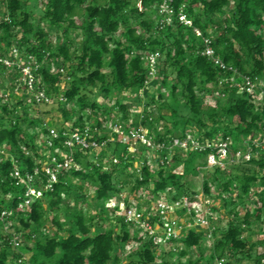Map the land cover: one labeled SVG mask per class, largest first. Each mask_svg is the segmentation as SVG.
Here are the masks:
<instances>
[{
  "label": "trees",
  "instance_id": "1",
  "mask_svg": "<svg viewBox=\"0 0 264 264\" xmlns=\"http://www.w3.org/2000/svg\"><path fill=\"white\" fill-rule=\"evenodd\" d=\"M158 2L41 0V21L58 31L63 29L64 42L57 46L49 39L45 28L33 23L26 0H0V14L7 18L0 21V56L8 55L11 47L16 46L21 53L32 55L40 64L37 73L42 78L43 88L55 99L52 104L39 106L52 109L46 112L62 117L60 122L55 119L50 122L51 126L59 123L60 132L79 129L91 119L101 127L99 114L109 116L116 113L115 110L121 111L123 120H126L129 104L117 98L114 108L109 111L91 98L93 91L106 98L114 93L121 97L126 93L133 98L147 82L143 57L159 52L162 63L158 76L171 99L172 122L160 132L156 125L162 119L161 114L150 123L142 121L155 135L156 141L169 144L174 138H183L189 129L196 130L201 140H210L222 133L224 137H232L236 145L240 136L258 131L264 135V95L262 104L258 105L250 96L237 94L235 89L226 92L224 99L216 102L209 99L217 89L216 82L225 74L197 52L199 41L189 29L176 21L161 27L156 10ZM229 2H232V10L226 11ZM181 4H185L193 26L211 36L219 58L240 74L264 78V0H174L175 7ZM79 9L85 17L78 22L75 16ZM76 30L81 33V42L77 46L70 39ZM52 63H57L64 71L73 68L70 75L74 77L67 88L60 89L61 74H51ZM0 70L5 71L4 68ZM169 75L173 80L170 81ZM262 88L264 93V86ZM179 91L182 105L188 112L186 116L178 115ZM61 92L65 102L58 100ZM157 98L162 100L163 94L159 92ZM1 99L0 213L12 210L13 215L6 221L0 219V264H19L17 261L21 258L25 259L23 264H118L117 250L133 244L137 245L129 256L136 258L133 264H183L181 261L190 249L203 247L204 232L188 230L176 242L182 250L168 248L160 252L151 240H144L136 231L131 234L123 218L116 215L118 210L112 212L115 228L106 227L105 203L131 183L132 191L145 188L155 197L167 190L168 196L176 193L173 199L191 196L195 192L186 191L185 180L201 173H204V193H210V184L228 192L223 201L227 209V225L225 230L216 227L213 231L215 241L208 257L201 254L187 264H214L219 258H228L226 264H232V259L264 264V252L255 255L257 242H251L245 236L257 227H264L263 155L231 165L228 174L217 169L210 173L200 170L206 165L205 153L183 154L173 148L170 154L161 153L163 161L155 160L154 170L145 159L137 173L134 168L136 158L128 154L126 147L119 153L115 150L109 152L111 143H108L105 151V155L110 154L107 166L103 163L96 165L78 151L75 159L81 170L62 172L50 192H43L42 186L36 183L42 197L35 198L25 211H17L22 188L14 185L10 173L15 165L32 170L34 158L39 156L36 149L38 136L33 130L41 128L43 123L29 118L26 107L19 110L22 102L12 105L3 102V97ZM204 100L208 102L204 103ZM67 104L74 108L68 110ZM29 129H32L31 133ZM111 157H115L117 163H113ZM85 184L94 187V200L100 204L97 213L78 208L77 198L80 197L82 203L84 201ZM236 192L235 200L232 195ZM251 195L255 200L252 206H248L246 203ZM71 198L76 200L75 206H70ZM240 205L243 210L238 209ZM8 222L10 229L19 235V253L8 244L9 235L4 231ZM175 255L177 260H173Z\"/></svg>",
  "mask_w": 264,
  "mask_h": 264
},
{
  "label": "built area",
  "instance_id": "2",
  "mask_svg": "<svg viewBox=\"0 0 264 264\" xmlns=\"http://www.w3.org/2000/svg\"><path fill=\"white\" fill-rule=\"evenodd\" d=\"M156 10L160 16L161 27L172 25L176 21L189 29L199 41L197 52L225 74L216 82L217 89L209 96V99L213 102L220 98L224 99L226 92L235 89L237 94L250 96L254 104H262L264 78L240 74L237 69L219 58L213 48L211 36L204 35L199 28L193 26L185 4L175 7L174 0H159ZM2 19L7 18L0 14V21ZM160 59L159 52L148 53L143 57L144 66L147 69V82L144 88L150 86V83L158 76ZM39 67L40 64L32 55L21 53L16 46L11 47L8 55L0 56V68H4L11 74L10 82L15 92H21L24 99L35 106L52 104L55 98L47 94L43 88L42 78L37 73ZM56 71L55 74L61 75L65 72L61 67H57ZM3 98L6 101L7 96ZM58 100L65 102L62 92ZM141 118L139 124L133 127L112 122L110 131L107 133L96 126L93 119L79 129H68L62 132L50 124L43 123L36 133L38 136L36 149L39 156L34 158L32 170L15 165L10 173L14 185L22 188L17 211H25L32 205L35 198L42 197L43 193L37 189L36 183L42 186L43 192H50L62 172L81 170L80 164L75 159L78 151L83 152L87 158L92 156L94 158L92 162L96 165L101 164L97 162V159L105 155L108 143L118 142L126 147L128 154L139 162L135 166L137 173L140 172L139 167L144 162L143 157L140 156L142 153L151 157L153 162L156 160L162 163L161 153L170 154L173 148H178L183 154L205 153L206 165L200 170L210 173L217 169L228 174L231 165L249 162L252 157L264 156V135L260 131L243 137L236 145L232 137H224L222 133H219L216 138L201 140L196 130L189 129L183 138H174L166 144L164 141H156L151 130L142 124V121L152 122L153 118L151 116ZM111 160L117 163L115 157H111ZM168 193L169 190L155 197L147 192L148 199L144 204L139 199H134L131 202L121 203L122 206H115L113 211L118 210L116 213L119 212V216L123 218L129 229L136 231L144 240H151L158 250L168 248L173 251L182 250V246L176 242L183 238L188 230L202 231L205 234V240H211L216 224L222 218L219 215L221 210L217 208V203H223L229 195L228 192H222L210 184L208 194L201 191L191 196L173 199L174 193H170L169 196ZM11 215H13L12 210H3L0 213V219L6 221ZM4 231L9 235L10 247L19 253L20 238L10 229L9 222L4 225ZM1 243L0 240V245ZM24 261L25 259L21 258L17 262L23 264ZM226 262V259L219 258L215 259L214 264H226Z\"/></svg>",
  "mask_w": 264,
  "mask_h": 264
},
{
  "label": "rangeland",
  "instance_id": "3",
  "mask_svg": "<svg viewBox=\"0 0 264 264\" xmlns=\"http://www.w3.org/2000/svg\"><path fill=\"white\" fill-rule=\"evenodd\" d=\"M102 1V0H100ZM88 2V1H87ZM101 3V2H100ZM26 7L28 8V10L31 12L32 14V21L35 25L45 28V30L48 32V37L49 39L52 41V43H54L55 45L58 46V44H61L62 42H64V39L61 36V32L63 31V29H60V31L54 29L53 27H49L48 23L45 21H41V16H42V6H41V0H26ZM232 10V2H229V4L226 7V11H230ZM76 20L79 22L81 19H83L85 17L84 12L79 9L77 10L76 13ZM118 36V35H117ZM70 39L72 41V43L74 45H78L81 42V33L80 31H75L74 33H72L70 35ZM160 63H162V61L160 60ZM161 65V64H160ZM57 67H59V65L57 63H52L51 64V69L50 72L52 74H55L57 71ZM71 72H73V68H68L65 70V72L61 75V83L59 84V87L62 88H67L70 85V82L72 80V78L74 77V75H70ZM73 74V73H72ZM10 79H12L11 74L9 73V71H2L0 70V102H2L1 97L3 96H7L6 101L9 104H16V102H22V105H20L18 107L19 110H23V107H26L28 109V117L33 119L34 121H38V122H42V123H46V124H50V122L55 119L56 121L60 122L62 120V117L59 115H52L49 112H46L47 110L50 111L52 109L49 110V108H45L44 106H35L34 104H32L29 100L24 99V96L21 94V92H15L14 91V87H12ZM169 79L170 81L173 80V76L169 75ZM152 85V86H151ZM159 92L163 94V99L162 100H158L157 96L159 95ZM113 96L106 98L103 94L98 95L97 91H93V94L91 96L92 99L96 100L99 104L103 105L107 110L112 111V109L115 106V102L117 100V98H119L120 100H123L124 103L129 104V114H128V118L126 120H123V113L120 111L117 112V110H115L114 112L116 113H111V115L109 116H104L101 113L99 114V119L101 120L100 122H102L101 124V128L107 133L108 131H110V127H111V123L112 122H118L119 124L122 125H126V126H130L133 127L137 124H139V121L142 119L141 117L143 116H151L152 118H158L160 116V114L162 115V119L158 120V124L156 125V128L160 131V132H164L163 127L164 126H171V117H170V110H169V104L171 103V99L169 98V94H168V90L164 89L161 86L160 83V77L157 76L153 82L150 83V86H147L146 88H143V90H140V92H138L137 94L134 95L133 98H131L129 95H126V93L122 94V97L119 95H116L115 93L112 94ZM127 96V97H125ZM153 96V99H152ZM126 98L125 99L123 98ZM217 100V99H216ZM215 100V101H216ZM5 100L3 102H6ZM182 97L180 95V91L177 94V102H178V115L179 116H186L187 115V110L183 107L182 105ZM208 102L207 100H204V103ZM66 108L68 110H71L72 108H74V106L72 104H67L65 105ZM75 110H78V108H76ZM19 111V112H21ZM89 110L86 111V113H88ZM92 120V119H91ZM55 128H59L60 124L59 123H55L54 124ZM32 129H29V133H31ZM38 128H36L35 130H33V132L37 133ZM243 138V136L238 137V140H241ZM38 143V140L36 141ZM124 146L119 145V144H115V143H111L108 147V151L109 152H113L114 150L116 151V153H119L123 150ZM145 153H142L140 156L144 157L145 159H148L151 163V167L152 170L155 169V165L154 162L152 160L151 157L147 156ZM151 155V154H150ZM137 157V155H135ZM90 159V161L94 160V158L92 156L88 157ZM108 158H110V154L107 153L106 155H102L99 156V158L97 159V162L103 163L105 166H107V160ZM139 162H134V168L136 166V164ZM177 171H180V168L177 169ZM203 174L201 173L197 176H189L186 180V191H191V192H195V193H200L202 190V180H204L203 178ZM75 182H78L77 179H74ZM80 182V181H79ZM132 187V183L129 184V186L125 189H122V191H120L119 193H121L119 195V193L116 195H112L111 198L109 200L106 201L105 203V208L107 210V212L105 213L104 216V224L106 227H111V228H115V215L112 214L113 212V208L115 206H122L121 203H126V202H131L134 199H139V201H142V203L144 204L146 202V199H148V195L147 192L148 190L145 188H140L137 191H132L131 190ZM85 196H84V201L82 203V199L79 197L77 198V202H78V208H82L84 211L86 212H91L93 213H97L98 212V206L100 205L98 202H96L94 200V187L91 186L90 184H85ZM150 189V187H149ZM258 189L255 188V191ZM174 195L176 194L175 192H173ZM237 192L232 195L233 199H237ZM80 194H78L79 196ZM255 200V198L251 195L248 200H247V205L248 206H252L253 201ZM76 200L74 199H70L69 200V204L70 206H75V202ZM238 201V200H237ZM217 208H219L221 211H219V215L220 217H222L219 222L216 224V227L219 228L220 231L225 230L226 229V225H227V209L224 208V203L222 202H218L217 203ZM243 207L240 205L238 206L239 210H243ZM114 213V212H113ZM117 216H119V212L116 213ZM62 219H64L65 217L62 215L61 216ZM260 229V232L258 231ZM131 231V230H130ZM134 233L133 231H131V234ZM245 236H248L251 242H257V246L254 250L255 255L258 254H262L264 252V227L260 226L259 228H255L253 229V232H247L245 234ZM214 241H215V237H213L211 240H205L204 241V245L201 249H190L188 251V255L182 259V263L183 264H187V262L190 259H197V257L201 254L204 255V257H208L210 255V253L213 250V245H214ZM135 245H127L126 247L117 250L118 254H119V258H120V262L118 264H133L134 261H136L135 257H129L130 254H132L136 249H135ZM160 252H165V249H161L158 250ZM173 260H177V256L175 255ZM228 260V258L226 259V261ZM230 262L232 264H249L248 260H242L241 262H237L235 259L230 260Z\"/></svg>",
  "mask_w": 264,
  "mask_h": 264
}]
</instances>
